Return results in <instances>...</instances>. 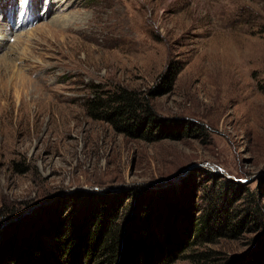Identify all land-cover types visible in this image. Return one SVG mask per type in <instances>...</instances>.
Masks as SVG:
<instances>
[{"label": "rangeland", "instance_id": "obj_1", "mask_svg": "<svg viewBox=\"0 0 264 264\" xmlns=\"http://www.w3.org/2000/svg\"><path fill=\"white\" fill-rule=\"evenodd\" d=\"M111 1L0 0L1 247L46 208L89 210L105 198L126 222L133 198L184 186L194 220L208 208L199 186L242 185L243 213L247 190L264 182V0H116L124 23L105 25L97 9ZM56 17L64 27L49 25ZM170 62L180 70L153 105L187 136L131 139L87 114L93 84L147 90ZM251 225L221 235L216 222L169 264H227L260 236ZM41 242L47 258L25 264H71L56 240Z\"/></svg>", "mask_w": 264, "mask_h": 264}, {"label": "trees", "instance_id": "obj_2", "mask_svg": "<svg viewBox=\"0 0 264 264\" xmlns=\"http://www.w3.org/2000/svg\"><path fill=\"white\" fill-rule=\"evenodd\" d=\"M179 70L177 64L168 63L160 81L143 91L123 86L102 89L93 84L84 103L86 112L131 139L151 142L187 136L190 128L183 126L182 121L162 118L153 105L155 97L172 89ZM204 188L199 186L198 191L203 190L200 197L208 208L194 220L188 212L189 196L184 186L180 193L167 188L156 193L154 199L151 194L148 202L140 201L141 198L135 202L133 198L126 203V209L132 210L126 222L123 218L128 211H122L118 204L108 206L105 198L89 210L73 206L61 212L57 207L54 215L49 214L51 217L46 214L48 208L42 213L36 211L27 222L14 224L6 231L7 247L0 246V264H25L47 258L41 242L43 235L56 240L62 257L71 264H169L197 245L199 238L211 234L216 222L222 224L221 235H235L248 221L251 231L261 232L260 236L249 250L234 255L227 264H264V182L247 190L251 204L243 213L235 206L242 197V185L226 186L224 192L222 188L214 191L217 194L204 192Z\"/></svg>", "mask_w": 264, "mask_h": 264}, {"label": "bare ground", "instance_id": "obj_3", "mask_svg": "<svg viewBox=\"0 0 264 264\" xmlns=\"http://www.w3.org/2000/svg\"><path fill=\"white\" fill-rule=\"evenodd\" d=\"M106 2H109L110 4L112 3L111 0H106ZM115 4H116V0L113 1V8H109L108 10H105L103 5H102V7L97 9L98 10L97 12H99V15H98L99 20L104 21L105 25H107L108 22L113 23V22H117V21L119 23L120 22L124 23L125 18H124V16L121 15L120 11L117 9V6ZM63 21L64 20L61 21L60 17H56V18H54V20L53 19L51 20V23L49 25H53L55 28L57 26L58 27L59 26H63L64 27ZM65 26H66V24H65ZM88 34H89V32H88Z\"/></svg>", "mask_w": 264, "mask_h": 264}]
</instances>
